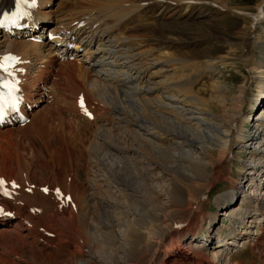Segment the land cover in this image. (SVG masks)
Instances as JSON below:
<instances>
[{"label":"bare ground","instance_id":"obj_1","mask_svg":"<svg viewBox=\"0 0 264 264\" xmlns=\"http://www.w3.org/2000/svg\"><path fill=\"white\" fill-rule=\"evenodd\" d=\"M165 1L67 0L50 11V0H37L29 18L37 31L0 36V57L18 58L14 77L31 117L22 127L0 128V139L34 126V136L46 148L49 132L62 140L59 131L65 123L76 134L77 126H83L78 119L93 124L94 131L91 139L80 135L74 147L46 151L51 162L36 167L25 159L0 158V179L9 188L7 196L0 195V264H264V31L255 33L264 0L234 29L239 40H221L228 44L218 56H209L208 49L193 50L202 39L177 18L157 28L151 24L144 36L138 33L143 24L134 20L142 15L150 19L152 2L166 8L175 4ZM181 2L177 14L196 8L188 0ZM3 6L15 9V0H0ZM49 25L44 34L43 26ZM217 26L204 28L211 39ZM65 39L75 46H61ZM240 66L246 71L243 82L233 92L224 89L214 72ZM45 89L51 95L58 90L81 114H73L69 123L61 120L60 129L37 130L42 118L38 111L32 113L33 105L49 101L51 95L43 99L39 92ZM108 112L114 122L107 123ZM112 136L122 142H112ZM235 150L251 154L253 164L244 167L240 184L250 192L240 206L224 211L236 218L238 230L228 239L220 237V246L208 255L196 244L201 242L198 233H207L205 225L215 221L206 198L209 188L231 179L225 178V163ZM83 153L91 174L87 193L76 176L70 180ZM103 155L112 161L111 170ZM162 176L167 190L152 184ZM164 191L166 203L160 199ZM234 197V191L222 194L215 204L222 207ZM256 214L261 217L251 218ZM214 230L203 238L204 245L212 242ZM226 246L228 252H216Z\"/></svg>","mask_w":264,"mask_h":264},{"label":"rangeland","instance_id":"obj_2","mask_svg":"<svg viewBox=\"0 0 264 264\" xmlns=\"http://www.w3.org/2000/svg\"><path fill=\"white\" fill-rule=\"evenodd\" d=\"M66 1L67 0H50L49 7L46 9L47 10L49 9L50 11H54V9L56 10L57 6L63 5ZM84 1H89V0H84ZM166 1L164 3H166L168 5H172L173 3H175V4H174V6H170V7L166 8L164 6V4H158L157 5L156 3L152 2V9L154 7L153 10H150L152 17L149 19L150 16L142 15V18L137 17L136 20H134L135 24H139V25L143 24L140 32H138V33H140V34L142 33V35L144 36V34L145 35H146V33L148 34V32H146V31H148L150 29L151 24H153L157 28L158 23L164 22V21L170 22V20L177 18L180 22H183L184 25H188L189 28L194 29L195 32L197 31L196 32L197 37L202 39L197 43L198 45H196L193 50L196 49L197 51H203L205 49H208V51L206 50V52H208L210 54L209 56H211V55L212 56H218V55L224 53L225 50L223 48L226 46V44H228L227 42L237 41L240 39V37H238L237 35H234V33H233L234 29L238 26H242L244 23L243 20L249 19L250 15L256 13L255 11H256L257 5L262 2V0H210L208 2L203 3L202 0H192V1L188 0L190 3L192 2L196 8L192 12H188V13H185L183 15H180V13L177 14L175 12L176 8H177L176 4L180 3L181 1L184 2L186 0H171V1L166 0ZM168 1L171 3H168ZM177 1H178V3H177ZM259 14L261 15V18H260L261 20L258 22V27H256L257 31L255 33L264 31V13L261 12ZM134 22L132 23L131 26H133ZM213 24L218 25V26L215 30V33L212 34V36L213 37L215 36L216 38L211 39V37H209L210 34L208 33L207 29L204 30V28L206 26H211V25L213 26ZM48 27L50 28V25ZM44 34H46V33L44 32ZM217 38H219V40H216ZM208 39H211V40H208ZM222 39L226 40L227 42L221 41ZM49 68L55 69L56 67L49 65ZM214 74L223 83L224 89L233 92L243 82L242 79H243V76L246 74V71L241 66L239 69L226 67V68H220L219 71H215ZM45 75H47V73ZM50 80H51V78H50ZM205 82H207V81H205ZM93 85H94V83L91 82V83H89L88 86L92 87ZM197 85H199V88L203 89L202 86L200 87V83ZM48 86H50V84H48L47 87ZM55 88L57 89V87H55ZM56 89H55V91L51 90L52 92H54V93H52V95H51V92L49 89L50 94H47V95H51V96H49L50 97L49 101L47 103H45V102L38 103V105L32 111L33 114H34V112L38 111L37 114L39 113V115H40L39 119L42 118V121H41L42 124L40 123V125H38L39 128L37 127V130H39V129H40V131L42 130L41 132H43V129L45 131H52L53 125L57 126L60 129L59 125L61 124V120L66 121V123L68 121V123H69V120L70 121L73 120L75 118V116L78 115V114H76L78 112L74 111L73 105L71 106V104H69V103H68L69 104L68 105L65 97H63L62 93H59L58 90H56ZM203 91H202L203 96H205L206 98L210 96L209 92H203ZM39 92L44 93L43 95H41V97L44 99L46 96L45 91H39ZM67 92H66V96H68V95L70 96V92L69 91H67ZM252 94L250 93L248 95V101H246V105L248 104V102L250 100H252V98H251L253 96ZM69 100H71V99H69ZM69 100H68V102H70V103L73 102V101H69ZM71 109H73V110H71ZM69 110H71V112ZM101 112L102 111L100 110L99 113L101 114ZM244 112H247V111H244ZM73 114H76V115H73ZM105 115L107 116L106 117L107 123H109V122L111 123L112 120L114 119L113 113L108 112ZM30 119H31V117H30ZM108 119H109V121H108ZM113 122H114V120H113ZM77 124H83V126H77L76 134H74V133L70 134V131H69L70 127L68 128L67 127L68 125L64 123L65 129L62 128V130L59 131V134L62 136V140H59V139L55 140V137L50 136L51 133L49 132L48 142H51V144H47L46 148L43 146L41 141H39L34 136V135H36L35 134L36 130L32 129L34 126L30 129V131L20 130L17 132V130H16V133L14 135L7 137V138H2V140L0 139V158L2 157V159H11L12 160L16 157L20 161L25 159L27 162H30L29 164L31 166L33 165V167H36L35 165L39 166L40 162L49 163V162H51V159H49L46 151L52 152L54 149H56L60 145H62V146L66 145V146H70V147L73 146L74 147V146L78 145L77 141H79L78 138L80 137V135H85L86 137H88V139H91V136L94 135V131L92 128L93 124H91V125H88V123L84 124V122L82 123V121H79V119H78ZM248 126L249 125H247L245 127L249 128ZM14 128L16 129L18 127H14ZM109 128L110 127H106L105 129H109ZM77 131L79 132V134L77 133ZM120 131H123V130L120 129ZM41 132H40V134H42ZM110 139L112 142H115V143H117V142L121 143L122 142L121 138L118 136H115V137L112 136ZM71 141H73V142H71ZM70 144H72V145H70ZM261 149L264 151V143L262 144ZM232 152H233V154H232L231 160L228 159V161H226V163H225V164H228V170L225 173L226 174L225 178H228V175H230L231 179H227L226 181H222L218 184H215L213 187L209 188L210 192L207 195V198H206L207 201L205 200L206 202H208V203H206L207 208H208L207 212L210 215L215 216L214 217L215 221L210 226L207 224L205 225V231H207V233H205L204 231L200 232V233H198V236L196 237V240L201 241L200 243L196 242V244H199L200 246H202L203 251L208 253V255L212 254L209 252H211L215 246H220L221 243H218L220 237H221V239L222 238L228 239L231 237L230 233L232 230H234V229L238 230L237 229L238 224H236V225L234 224L236 218L224 216L223 213H225L224 211H230L229 209H233L234 207L240 206L242 203L241 199L243 198V195L250 192V189H246V188L244 189L243 187H241L240 184H241V180L244 177V172H246L244 167H246L248 164H253V160L251 159V154L250 155L247 154L245 150H243V151L235 150ZM85 154L86 153H83V156L81 155L82 157L80 156L78 158V165H77V168L75 170V171H77V174H74V173L71 174L70 173V180H72L76 176V178L78 179V182L80 183V186L82 187V190L85 193H87L90 190V184L88 182V179L91 178V174L89 172L90 169H88V167H86V166H88L86 164L88 157L84 156ZM258 157H259L258 155H255L254 160H256ZM102 158L105 159V165H106L107 169L111 170L110 167H111L112 161H109V160H107V158H104V155L102 156ZM46 165H49V164H46ZM62 167H63V161H62ZM253 171H255V170H253ZM253 171H252V173H253ZM158 174H159V172H156L155 174H153V176H157ZM256 176L257 175H255V174L252 175V177L254 179L256 178V180L259 181L261 179L260 176H258L259 179ZM231 182H237V183H235L234 185H231ZM47 184L49 185V187H51L50 183H47ZM152 184H153V186H158V189L164 188L165 190H167V187H168L167 181H166V176H162V177L157 178L156 180H154V182H152ZM35 186L37 187V185H35ZM31 189H33V184H31ZM111 191H115V189L112 188ZM231 191H234V193H235L234 199L231 202H228V204L226 203L227 205H224L222 207L216 206L215 202H216L217 198L220 195L231 192ZM166 192L167 191H164L163 195H161V197H160V199H162L161 201L164 203H166V200H167ZM260 197L264 198V195H261ZM65 201H68V197L65 198ZM255 217L260 218L261 216H260V214L251 215V218H255ZM249 219L250 218L246 219V220H248L247 224H250ZM103 220L105 221L104 218H103ZM247 224H245V225H247ZM213 229H215V230L213 231L214 236H213L212 242L210 244H208V242H207L204 245V239L203 238H205L209 233H211V231ZM200 238H202V239H200ZM226 248H229V247L228 246L222 247V249L216 250V252L217 253H219L218 251L228 252V250ZM209 250H211V251H209ZM247 253L248 252H246V254ZM246 257H248V256H246V255L241 256L242 259H246Z\"/></svg>","mask_w":264,"mask_h":264},{"label":"snow or ice","instance_id":"obj_3","mask_svg":"<svg viewBox=\"0 0 264 264\" xmlns=\"http://www.w3.org/2000/svg\"><path fill=\"white\" fill-rule=\"evenodd\" d=\"M36 2L37 0H15V11L0 18V27L6 24L18 26L21 20L30 15L28 9L34 8ZM17 62L18 58L11 55L0 57V119L3 118L6 108L15 109L19 103V97L16 95L19 91L16 87L18 81L14 77V65ZM81 108H84L83 102ZM3 189L4 181L0 179V193L7 194ZM57 196H60L59 190Z\"/></svg>","mask_w":264,"mask_h":264}]
</instances>
